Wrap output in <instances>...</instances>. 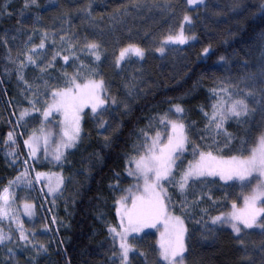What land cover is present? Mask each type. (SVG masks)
Listing matches in <instances>:
<instances>
[{
	"label": "trees",
	"instance_id": "16d2710c",
	"mask_svg": "<svg viewBox=\"0 0 264 264\" xmlns=\"http://www.w3.org/2000/svg\"><path fill=\"white\" fill-rule=\"evenodd\" d=\"M204 2L191 9L186 0H37L28 7L25 0H0V189L22 167L31 169L33 189L19 191L18 197L24 198L17 201L34 204L37 216L25 229L34 233L29 236L32 243L17 236L6 241L0 245V264H121L119 244L109 229H118V198L134 184L128 175L134 165L128 160L142 153L141 130L151 138L159 131L163 143L167 133L158 120L169 113L173 117L170 110L176 104L183 107L189 139L200 151L227 158L250 154L264 134V0ZM185 15L191 25L183 23ZM181 25L185 35L195 38L183 48L164 46L165 38L177 34ZM44 33L48 38L40 49ZM89 42L99 44V61L84 47ZM69 43L74 47L69 49ZM128 44L144 49V58L132 56L118 66L116 57ZM33 46L43 53L36 65L59 52L43 72L26 63L27 54L36 58ZM17 62L25 63L23 80ZM73 75L80 83L103 79L104 114L86 116L82 141L61 164L37 165L39 156L31 158L20 139L10 143L9 134L27 132L34 117L28 115L23 123L21 112L33 109L30 101L42 110L53 103L52 92L64 88ZM221 87L232 99H245L249 113L217 130L209 118L218 96L225 95ZM98 117L107 122L103 128ZM187 147L183 160L177 161L185 169L198 157L191 143ZM38 171H61L63 191L48 196L36 181ZM243 198L242 186L218 178L194 181L184 193L173 192L169 213L187 231L184 264H209L216 244L224 264H264V229L236 236L212 223L231 212L233 204L241 206ZM138 236L131 242L138 244L129 253L131 264H161L150 253L157 236Z\"/></svg>",
	"mask_w": 264,
	"mask_h": 264
},
{
	"label": "snow or ice",
	"instance_id": "6c2138e0",
	"mask_svg": "<svg viewBox=\"0 0 264 264\" xmlns=\"http://www.w3.org/2000/svg\"><path fill=\"white\" fill-rule=\"evenodd\" d=\"M200 3L203 0H199ZM29 3L36 4L37 0H25V7L29 6ZM187 4H195L197 0H186ZM183 23H191V17L185 15L183 17ZM48 38V34L44 33L41 38V43L38 45L40 49L45 47L44 40ZM195 37L186 36L184 33L183 25L175 35H168L165 38V43L185 44L189 39ZM61 41L64 37L60 38ZM74 45L68 44V48H72ZM89 51V54L95 57L96 61L101 59L99 44L95 42H89L84 45ZM161 53L164 52L163 45L158 49ZM207 51V50H205ZM31 52L35 54L26 55V63L38 67L39 71L43 72L47 67L52 65V61L56 59L59 52L52 56V59L45 61L43 65H36V59L40 58L43 53L36 51V47L31 48ZM132 56L140 59L144 58V49L135 45L128 44L122 48L119 55L116 57V64L119 65L125 61L126 58ZM69 57L64 56L65 63L68 62ZM78 59V57H77ZM25 63L17 62V71L20 74V79L23 80V71ZM107 91L103 79L99 80H87V82L80 84L76 82V75L68 77L66 79V85L64 88L58 89L52 92L53 103L45 104L44 110L35 108V101H30L33 104L35 111H41V115L45 121H48L49 116L53 113H59L62 117L61 120L49 121V123H58V142L56 147L52 151L51 159L57 163H62L65 158V150L74 148L80 142L81 139V113L85 107H90L92 113H97L98 109L103 108L106 103V97L102 98V94ZM220 91L224 93L223 96H218V103L212 105V115L209 118V125L214 129L222 128L226 118L243 117L249 113V106L245 99H232L226 87H221ZM215 93L216 90L214 89ZM252 93H248L251 95ZM115 103V100L112 101ZM106 111V110H105ZM173 112L175 119L169 118L167 114L161 116L158 123L163 125L164 131L167 133L166 137L161 142L160 132L157 131L155 138H151L147 133L142 131L144 141L142 144V153L139 154V158L132 157L128 160L130 165H134V168L128 169V175L134 176L137 181L142 182V190L139 195H136L132 200L131 208L125 207L124 216L127 218V226L124 227L123 234L116 232L115 228H110L111 233H115L121 239L120 247V261L121 264H127L128 253L131 250L130 245L127 244V234L130 232H140L145 227L155 228L157 224H163L164 230L161 232V239L159 241V256L166 262V264H184V253L186 247L184 244V231L183 221L179 217L169 215V206L166 203L171 202V197L168 196L166 191L167 186H175L181 193L189 187V181L198 180L202 176H219L220 179L246 181L253 175L257 174L256 188L252 194L245 198V207L243 210H237L236 205L233 204V211L227 215L217 216L212 220L213 224L221 223L229 225L233 232L237 236L241 234L243 229L262 228L264 229V220L260 217L264 216V206L257 207L258 201H264V134L258 137L256 145L251 149L250 155L244 158H238L232 156L229 159H222L214 156L211 151H200L199 147L192 143L189 139V133L184 120V109L181 105L176 104L173 106ZM28 109H25L20 114L22 120L25 116L29 115ZM103 112H100V117L103 116ZM207 116V113H205ZM214 122V124H213ZM99 127L103 128L107 123L106 121L98 117ZM40 136H37L35 132L25 140V145L30 149L29 155L35 156V148L33 143L39 144L43 141L44 158H48V144L52 137V131L45 132L43 125L40 128ZM203 138V137H202ZM12 134H9V140H12ZM192 144L191 151L194 156H198L199 159L195 164H189L185 169L183 164H177V161H181L184 158V153L188 151V145ZM9 155L13 156L14 160L16 154L10 152ZM28 161L25 160L24 164ZM174 169L175 174H174ZM21 173L15 180L9 182V186L0 189V222L8 219L14 221L16 224V231L19 233V239L31 244L32 241L29 236H34V233L26 234V230L23 223L18 219L14 212V201L9 202V189L15 185L19 187L21 183H30L28 181H22L21 176L25 175ZM44 173H37L36 178L45 176ZM179 177V178H177ZM63 179L58 177L56 183L53 185L49 180V193L55 195L62 186ZM139 188L140 185H137ZM14 191V189H13ZM126 200L127 197H123ZM32 205L24 204V213L31 217L33 213ZM123 224V221H122ZM159 231V229H157ZM12 229L9 227L8 231H4L0 228V245L6 241H10L12 236L10 235ZM243 243V240H240ZM33 247L37 245L33 244ZM40 250H45L43 245L38 246ZM11 251V250H10Z\"/></svg>",
	"mask_w": 264,
	"mask_h": 264
},
{
	"label": "rangeland",
	"instance_id": "374dc122",
	"mask_svg": "<svg viewBox=\"0 0 264 264\" xmlns=\"http://www.w3.org/2000/svg\"><path fill=\"white\" fill-rule=\"evenodd\" d=\"M204 3H205L204 0H203L202 3H200L199 0H197V3L191 4V5L189 4V5H190V8L191 9H195V8L204 6ZM188 25H191V23L188 24ZM188 44L189 43L176 44V43H170L169 42V43H165L164 46L168 47V46L173 45L172 47L183 48V47L187 46ZM130 59H133V58L132 57L126 58L125 61L121 62L118 66H121L124 62H127ZM77 83H80V82H77ZM80 84H83V83H80ZM104 84H105V82H104ZM103 97H104V93L102 94V98ZM49 104H51V103H49ZM103 108H104V106H103ZM103 108L98 109L97 113H92L90 107H85L84 108L83 112L81 113V116H82V120H81L82 132H81L80 142L82 141L83 136H84V122H85L86 116L88 114H90L91 116H96ZM36 109H40L42 111V109L40 107H38ZM41 111H35L34 109L30 110L29 111L30 112L29 115L31 117H34V120H33V123H32L31 128L28 129V131L25 132L24 134L22 132H20V131H15V133L12 135V138L13 139L12 140H9V142L13 144L14 142H16L17 140L19 141V139H20L24 143L25 140L29 139V137L32 135L33 132H35L37 136H40V134H41L40 133V128H41V125H43L45 132L52 131V133H53L52 137L50 138V143L47 146L48 147V158L47 159L44 158V147H45V145H44L43 141H41L39 144L33 143V147L36 150L35 151V156L34 157L33 156H30V155L29 156L31 158H33V159H35V158H37L39 156L37 165H42L44 162H45V165H47L48 167L51 164H56V165L61 164V163H57L55 161H52V159H51L52 151L54 150V148L56 147V143L58 142V135L57 134L59 132V128H58V123H49V121H57L58 122L59 120L62 119V117L60 116L59 113H53L51 116H49L48 121H45L43 119L42 115H41ZM171 116H172V114L169 113V118L175 119V116H173L174 118L171 117ZM31 117H28V115H27V119H26V116H25L21 121L23 123H25ZM232 118H236V117H232ZM232 118H226L225 121H228V120H230ZM239 118H241V117H239ZM25 134H26V136L23 138V136ZM24 146H25L26 151L29 154L30 149L25 145V143H24ZM74 148H70V149L65 150V156H66V154L69 151L73 150ZM250 153H251V151H250ZM214 156H217L218 158H222V159H229L227 157H222V156H219V155H214ZM248 156L243 157V158L246 159ZM198 159H199V157H197L196 160L192 164H195ZM30 170L31 169L25 170V168L22 167L21 172H20V175H21V173H25L26 172L25 175L21 176V180L22 181H28V175L29 174L31 175ZM175 171L176 170L174 169V174H175ZM37 173H44V174H46L45 176H41L40 179L42 180V184H43V188H44L45 193L48 196H50V197H51V195L49 194V190H48L49 189V180H51V183L54 185L56 183V181H57V178L58 177H62V179H63V183L62 184H63V186H65L64 185V179L65 178H64V176H63V174H62L61 171H58V172L38 171ZM130 177L134 180L133 186L131 188H129L125 193L123 192V194L120 195V197L118 198V202H117V211H118L119 227H118V229L117 228H115V229L117 230L116 232H119L121 234H123L124 227L127 226V218H126V216H124L125 207L131 208L132 200L134 199V197L136 195H139L140 194V191L142 190V182L141 181H137L134 176H130ZM177 178H179V177H177ZM204 178H218V179H220L219 176H202L198 180H201V179H204ZM198 180H194V181H198ZM220 180H222V179H220ZM194 181L190 180L189 181V184L191 182H194ZM222 181L228 182V183L233 182V183H236V184L242 186V188L244 190L243 204L241 206H236V209L237 210H243L244 209V207H245V203H244L245 198L248 197V196H250L252 194V192L256 188V184L258 182V180H257V174L256 173H253V175L251 177H249L248 180L242 181V182L241 181H238V180H235V179L228 180V181L222 180ZM137 185H140V187L138 188ZM13 189H14V191H13ZM32 189L33 188L31 186V183H21V185L19 187H16L15 185H13V187L9 189V202L10 203H13V201L15 202L14 203V212H15L16 216L18 217V219L23 223V226H24L25 229L28 226V225H26L27 223L29 224V226L30 225H33L34 222H35V220H34V216L33 215L31 217H29V216H27L24 213V204L27 203V204L32 205V206H34V204L29 203L27 201H25L24 204H22V205L21 204H18L19 202L17 201V198H19V200H20V198H24V197H20V196L18 197L19 191H21V190L31 191ZM63 189H64V187L61 186L60 191H58V192L61 193L63 191ZM176 189L178 190V188L175 187V186H167L166 185L167 194H168L169 197H171V202L170 203L168 201H166V203L168 204L169 208L172 207L173 192ZM125 196L127 197V199L126 200H123L122 198L125 197ZM261 206H264V201H258L257 202V207H261ZM232 211H233V209H232ZM33 212L36 214V212H35V206L33 207ZM231 212H229L227 214H230ZM227 214H224V215H227ZM169 215L176 217L175 215L170 214V213H169ZM262 218H263V216L260 217V219H262ZM122 221H123V224H122ZM213 225L214 226H217V227L227 228L228 230H231L233 232L232 228L229 225H227V224L216 223V224H213ZM9 227H11V229H12V231L10 233V235L12 236V238L13 237H16V236L18 238L19 237V233H18V231H16V224H15L14 221H10L8 219H5L4 221L0 222V228H3L4 231L7 232L8 229H9ZM241 228H242V231H241V234L239 236H242L243 234L249 233V232H252V231H261V228L243 229L242 225H241ZM157 229H159V231ZM163 230H164L163 224H157V226L155 228L145 227V228H143L142 231H140L138 233L137 232H130V233H128L127 234V241L126 242H127L128 245H130L131 248L132 247L135 248L134 246H138V244L136 242L134 244H131V242H132V240H135V239H136V241H138V239L140 238V236H138L139 234L152 233V234L156 235L157 236V242H155V244H154L155 248L152 251H150V253L152 255H155L156 258H157V256L159 257V260H160L159 263L166 264V262H164L161 259V257L159 256V241L161 239V232ZM155 231H156V234H155ZM234 234L236 235V233H234ZM114 236H115L118 244L120 245V243H121L120 237L119 236H116L115 233H114ZM183 236H184V244H185V247L187 249V243H186V241H187V231H186V229L184 231ZM149 247H150V245L147 244V248H149ZM119 249H120V247H119ZM130 252H131V250L129 251V253ZM185 254H186V252L184 253V256H185ZM127 260H128L127 264H131V255L130 254L128 255V259ZM209 264H224L223 261H222V259H221V256H220L218 244H216L215 247H214V251H213V254H212V257H211V260H210Z\"/></svg>",
	"mask_w": 264,
	"mask_h": 264
},
{
	"label": "crops",
	"instance_id": "0c3cea01",
	"mask_svg": "<svg viewBox=\"0 0 264 264\" xmlns=\"http://www.w3.org/2000/svg\"><path fill=\"white\" fill-rule=\"evenodd\" d=\"M43 180H44V179H43ZM36 181L42 183V180H41L40 178H39V179L36 178ZM64 185H65V179H64ZM62 187H64L63 184H62ZM49 194H50V193H49ZM59 194H60V192H57L55 195H52V194H50V195H51V197H56V196H58ZM33 213H34V212H33ZM33 216H34V220H35L36 217H37L36 214L34 213Z\"/></svg>",
	"mask_w": 264,
	"mask_h": 264
}]
</instances>
